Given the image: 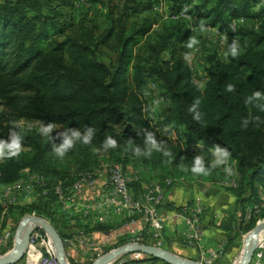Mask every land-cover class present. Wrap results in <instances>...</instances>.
Listing matches in <instances>:
<instances>
[{
    "label": "trees",
    "instance_id": "16d2710c",
    "mask_svg": "<svg viewBox=\"0 0 264 264\" xmlns=\"http://www.w3.org/2000/svg\"><path fill=\"white\" fill-rule=\"evenodd\" d=\"M88 1L106 8V27L89 18L88 11L74 17L73 0H0V139H8L14 123L24 135L21 154L0 159V186L16 183L26 167L42 174L63 171L55 168L60 163L53 151V143L61 141L44 140L39 129L21 125L23 120L54 122L61 129L53 137L66 128L82 134L85 127L96 129L90 144L77 143L67 153L71 162L65 168H93L98 156L108 153L124 167L131 165L142 177L156 180L183 176L218 183L229 178L224 165L208 176L191 172L196 156L191 146L205 147L200 155L207 164L213 160V146L219 144L227 147L229 161H234L237 185L227 189L235 192L239 203L258 202L259 189L264 192V112L245 100L255 91L264 93V0H165V11L173 14L187 5L191 17L162 19L157 26L155 17H162L153 9L154 0H123L120 5ZM239 17L245 19L236 32L241 55L231 57L229 42L201 49L206 54H201L204 81L199 84L179 45L201 21L227 33L229 21ZM151 82L162 99L154 111L145 103ZM228 84L235 85V91H226ZM196 98L203 122L195 121L189 111ZM245 119L247 127L242 125ZM144 128L165 141L173 155L155 151L150 157L134 155L137 146L145 148ZM108 136L118 146L105 151L102 142ZM44 196L45 201L8 206L7 219L16 222L14 218L24 213L49 216L44 207L56 197L51 191ZM3 209L0 204V229ZM256 216L251 214L242 231L253 227ZM93 229L103 235L110 227ZM143 257L152 264H169L152 255Z\"/></svg>",
    "mask_w": 264,
    "mask_h": 264
},
{
    "label": "built area",
    "instance_id": "2783aa9c",
    "mask_svg": "<svg viewBox=\"0 0 264 264\" xmlns=\"http://www.w3.org/2000/svg\"><path fill=\"white\" fill-rule=\"evenodd\" d=\"M154 11L161 14L163 19L166 18H189L188 6L183 5L176 13H169L162 9L161 5H154ZM244 18H234L229 21L227 33L217 28L207 27L211 34L219 37L223 42L230 44L237 40L236 32ZM227 37V40H225ZM197 50V49H196ZM195 50V52H196ZM214 159V157H213ZM27 170V168L25 169ZM31 178L36 181L42 188V193L47 194L49 191L55 195L58 205L63 208H71L79 205L82 217L94 215L97 222H105V210L121 212L124 214L120 231L109 229L104 232L102 238L95 243L89 241L90 244H83L85 248L82 254L79 253L77 247L69 248L70 254L76 258L85 257V254L93 249H101V246L112 241L115 237L127 235L128 243L147 244L146 241H153L157 247H161L163 222L159 215V207L163 202L164 190L172 183V178L165 177L163 180H151L146 186L138 192L136 196L131 192L129 186L130 181L136 178L128 175L127 171L118 163H110L97 167L83 169L75 172L68 180L57 181L51 184L49 179L42 173L29 172ZM104 176L105 182L101 192L94 193L92 198H86L83 194L84 189H93L96 187L97 180ZM226 186L236 187L235 177L229 178L223 182ZM14 184L13 187H18ZM41 193V194H42ZM259 201L253 205V211H262L264 209V193L259 191ZM202 213V207L199 203H194L191 207H184L179 210V215L186 217V223L190 229L186 234L183 233L186 240L200 244V256L204 264H212L223 250V244L215 249H209L201 245L203 240V232L199 226V220ZM263 220V219H262ZM259 221V220H258ZM9 236L8 231H3L0 235V248L4 245V240ZM126 237V236H125ZM67 242V241H66ZM87 242V241H86ZM69 245H66V247ZM26 264L29 263V252L33 250L35 253L32 264H60L55 255L52 241L48 237H44L40 233L34 232L29 237L26 246ZM142 252H129L128 260L122 264H132V259H139ZM81 255V256H80ZM131 259V260H130ZM112 262V261H111ZM69 263V262H68ZM70 264V263H69ZM110 264V263H109ZM249 264H264V235L258 241L252 262Z\"/></svg>",
    "mask_w": 264,
    "mask_h": 264
},
{
    "label": "rangeland",
    "instance_id": "374dc122",
    "mask_svg": "<svg viewBox=\"0 0 264 264\" xmlns=\"http://www.w3.org/2000/svg\"><path fill=\"white\" fill-rule=\"evenodd\" d=\"M73 1H74V4H71V10L70 11L74 17H78L79 15H82L84 12L88 11L87 13H88L89 18L99 19L100 26L102 28L106 27L107 20H106L105 15H106L107 10L103 5H101L97 2L91 3L88 0H73ZM105 1H107V0H105ZM122 1L123 0H111V4L120 5L122 3ZM154 1L165 3V0H154ZM190 17L191 16H189V18ZM161 20H162L161 18L156 16L155 21H154L155 22L154 26H157L161 22ZM197 25L198 24H195V26H194L195 28H193V30L191 29L188 37L189 36H195L197 38V40L199 41V44L196 45L194 49H188L186 47V43L188 40V38H187L186 42L180 44L179 47H180L181 55H183V52L184 53H191V59L187 60V61L189 62V64L193 68L192 72H193L195 80L198 81L199 84H202L204 80H203V76H202V72H201L202 71V67H201L202 63L200 61L202 59L201 54L203 56L206 53L205 52L200 53V50L201 49L211 50L210 48L213 47V43L219 42V44L221 45L224 42H222L220 39H214L215 36L212 35L211 31H209L208 29L206 32L201 33L200 29H199V25L198 26ZM202 45H203V47L199 48V46H202ZM195 50H196V52H195ZM104 53L107 56H110V52H108L106 49L104 50ZM150 88H151V91L146 95L147 99H145V103H146V105L149 106L150 110L154 111V110H157V108H158L157 104H160L162 102V99L160 98V89H158L156 87V83L151 82ZM19 122L21 125H24L27 127L30 126V127L37 128V129H39L40 125H41L40 122H35V121L24 122L23 120H19ZM57 129H61L59 125H56V130ZM47 138L48 137L45 136L44 140H46ZM191 149H193V148H190V151L192 152ZM200 150H201L200 148H197L198 154H201ZM55 157L57 159L56 161L58 163H60L59 164L60 166H57L55 168L57 170H58V168H60L63 171L57 175H54L53 173H49V172H46V173L43 172L44 175L49 179L51 184L56 183L57 181L68 180L75 174V172L82 169L76 165H68L65 168L64 166L71 162V161H69V156L67 154L62 159L57 157V156H55ZM110 163L120 164L127 171L128 175L130 174L132 176H135V173L137 172L136 169H133V167L129 168V167H131V165H127L129 167H127V166L124 167L120 161L113 160L111 158V155H109L108 153L100 154L97 158L96 164H94L90 167H97L100 165H105V164H110ZM227 167H230V168L232 167L231 161L228 162ZM26 168H27V170H25ZM26 168H24L22 170L21 178L16 182V184L19 185L18 187H13V185L15 183L12 185H8V186H0V204H1V206L4 207L3 213H2V215H4V217L1 216V222L3 224V227L0 229V235L2 234L3 231L9 232L8 238L6 240H4L3 247L0 248V255H3V254H5L11 250V248L13 247L14 241H15L17 228H18L20 222H22V220L25 221L26 220L25 218L28 216L40 217V218L44 219L45 221H47V223L51 224L55 228V230L57 231V233H58V235L62 241V243L64 244L63 246H64V250H65V252H64L65 259L70 264H93L95 259L102 257V256L106 255L107 253H109V252H111V251H113V250L119 248L120 246L129 242L130 238H126L124 235L117 236L112 241L109 240L107 243L102 245L101 249L97 250V249L90 248V250L87 252V254H85V257H81V258L77 257L76 258V256H73L70 254V251H69L70 245H71V247H74V248L77 247L79 253L82 254V251H83L82 249L85 248L83 245L84 243L90 244L89 241H91L92 243H95V242H97V240L99 241L102 238V235L99 232H96L97 237H95L93 235L94 234L93 231H95L94 229H93V231H89V230L85 231V230H79V229L73 231V229L75 227L74 224L77 223V225H79V222L78 221L74 222L73 220H71V218L75 217L77 215L76 218H77V220H79V213L81 211L80 206L75 205V206L71 207V209H75V210H71V209L67 210L68 208H63L60 205H58L56 200H55V202L53 201L54 203L52 202L48 207L47 206L44 207L45 209L47 208L49 210V216L37 215V214H33V213H24L23 215L16 216L14 218V219H16V222L13 220V222L11 223L10 220L7 219V218H9L7 215L8 212H6L8 209V206H11V205H15V206L22 205L23 206V205L35 203L36 201H39V200L45 201L47 199V198L45 199L44 193L41 192L42 191L41 186L31 178V175H29V172H32V173H41V172H39L38 170L31 171L28 167H26ZM85 168H88V167H85ZM64 169H66L65 172H64ZM231 169H232L231 172H227L228 174H231L229 176V178L232 177L234 174L233 173V167ZM153 174L158 175L157 172H154ZM150 178L151 177L146 175L144 177H139V180L142 179V180H144V182H147L150 180ZM229 178H227V179H229ZM152 180H156V179L154 178ZM133 182L135 184L137 183L138 185L140 184L138 181H136L134 179L130 181V184ZM130 184H129V186H130ZM131 186H132V184H131ZM85 190L86 189L83 190V193ZM49 193H50V191H49ZM87 195H88V189L86 190L85 196H87ZM48 199L50 200V198H48ZM17 210L18 209H15V211H17ZM252 211H253V209H252ZM14 213H13V215L16 214V213L15 214ZM69 213L70 214L72 213L74 215L72 217H69ZM254 213H256L257 216H256L253 227L256 225L258 220L261 221L262 219H264V209H262V211H259V212L254 211ZM9 216H10V214H9ZM88 217L93 218V220L96 221L94 215L91 214ZM10 219H12V218H10ZM27 224L29 225L30 223L28 222ZM32 224H35V223H32ZM94 227H95V224H93L91 226V228H94ZM253 227H251L247 231L243 230L242 232L239 233V239H238L239 244H238V248L236 251V260L234 261L233 264H235L236 261L238 260L240 253L242 252L243 248L245 247L246 239H247V236L249 235L248 233L251 231V229ZM34 232L40 233L44 237H48V239H50V240L52 239L51 236L47 233V231L42 226H40L39 224H35L34 226L31 227V229L27 235V239H26L27 243L29 242V237L31 238V234ZM261 234L259 235V240L264 235V234H262V235ZM244 239H245V243H244ZM27 243L25 244V247H24L20 257L13 264H26V254H27L26 246H27ZM243 244H244V246H243ZM66 245H69V246L66 247ZM256 245L257 244H255V247H256ZM253 253H254V250L251 252L249 263L252 262ZM128 254H129V252H125V253L117 255L115 258L113 257L114 259L112 257L108 258V260H109L108 264L109 263L110 264H122L124 258ZM29 255H30V253H29ZM112 256H113V254H112ZM65 259L63 258L64 261H65ZM32 260H33V258H30V256H29V262L30 263H32Z\"/></svg>",
    "mask_w": 264,
    "mask_h": 264
},
{
    "label": "crops",
    "instance_id": "0c3cea01",
    "mask_svg": "<svg viewBox=\"0 0 264 264\" xmlns=\"http://www.w3.org/2000/svg\"><path fill=\"white\" fill-rule=\"evenodd\" d=\"M156 3L163 4V9L167 8L166 1L165 3ZM191 148H193L191 150L192 152L194 151L193 153L196 155H200L197 152V148L206 150L205 147L200 144L193 145ZM231 163L232 167H234V161H231ZM136 171V178H134V180L138 181L140 186L137 183L135 184V181L131 183L132 186L130 184L132 193L135 196L141 191L142 186L145 185L144 180H139V177H142L140 170L136 169ZM232 177H234V175ZM152 179L153 178H150L149 181ZM224 181L225 180H221L218 183H212L197 177L191 179H186L183 176L172 178L171 185L164 190L163 202L158 210L163 222L162 248L183 258L203 263L201 260L202 257L199 253L200 244L189 242L185 239L183 233L186 234L190 229L186 223V217L179 215L180 209L191 207L194 203H199L202 207L199 226L204 235L201 245L209 249H215L223 244L222 252H220L219 257L212 264H231L233 262L236 258L239 233L242 232V227L248 223L251 214L254 215L252 209L255 203L252 201L239 203L235 192L229 188L227 189V187L230 186H226L223 183ZM104 182L105 178L104 176H101L97 180L96 187L88 189L87 196H85L86 189L83 193L84 196L86 198H92L94 193L101 192L104 187ZM259 191L261 190L259 189ZM73 215L74 214L69 213V217H72ZM76 216L72 217L71 220L74 222L78 221L79 225L75 223L73 231L77 229L91 231L90 228L93 224H95V226H109L112 230L120 231L122 221L125 218L123 213H117L107 209L105 210L106 220L102 223L94 221L93 218L82 217L80 213L79 220H77ZM93 235L97 237L96 232H94ZM125 236L128 238L127 235ZM149 245H152V243ZM143 254L139 259H130L132 264H152L143 257Z\"/></svg>",
    "mask_w": 264,
    "mask_h": 264
},
{
    "label": "clouds",
    "instance_id": "9594fccd",
    "mask_svg": "<svg viewBox=\"0 0 264 264\" xmlns=\"http://www.w3.org/2000/svg\"><path fill=\"white\" fill-rule=\"evenodd\" d=\"M156 5L163 4L155 3ZM163 9V8H162ZM159 13V12H158ZM161 16V14L159 13ZM163 19V18H161ZM200 32H206L207 27L204 22L201 21L199 24ZM227 40V37H225ZM199 44V41L195 36H189L186 47L188 49H194L196 45ZM229 53L231 57L238 58L241 55V46L239 41L233 40L229 45ZM185 60L191 59V53L185 54ZM226 91L233 92L235 91V85L228 84L226 86ZM201 101L199 98H196L193 101L190 112L193 113V119L197 122H203L202 113L197 111ZM246 104H252L254 107L264 112V93L260 91H255L252 95L248 96L245 100ZM248 120H244L242 125L247 127ZM19 125L13 124V126L9 129L8 139H0V159H12L14 157H18L23 150V142L24 135L21 131H18ZM30 127V126H29ZM56 130V125L54 122H49L47 124L41 123L39 131L43 136L48 137L51 141L55 139H59L61 142L59 144L53 143V151L59 158H64L66 154L72 150L77 143H82L84 145H88L92 142L93 138L96 135V129L93 127H85L83 134L80 129L75 128H66L62 132H57L56 137L52 136V133ZM144 132V150L142 151L139 146H137L133 152L137 157H150L152 153L159 152L162 153L164 157H171L173 153L168 148L167 144L163 140H158L156 137V133L153 131H149L147 128L142 129ZM118 146V142L112 136H108L102 142V148L107 151L108 149H115ZM212 155L214 159L206 164L205 157L203 155H196L193 157V164L191 167V172L195 175L208 176L211 175L212 171L218 168L221 165L225 166V170L227 172H231L232 169L227 167L229 159L231 157V152L227 149V147H221L219 144H216L212 148Z\"/></svg>",
    "mask_w": 264,
    "mask_h": 264
},
{
    "label": "water",
    "instance_id": "95a60500",
    "mask_svg": "<svg viewBox=\"0 0 264 264\" xmlns=\"http://www.w3.org/2000/svg\"><path fill=\"white\" fill-rule=\"evenodd\" d=\"M28 217L34 218L39 223V225L42 226L47 231V233L51 236V238H52L51 241H52V245L54 246L53 249H54L55 255L58 258L60 264H64V262L61 259V257L65 259V256H64L65 250H64V246H63L64 244L62 243L57 231L55 230V228L51 224L47 223V221H45L44 219H42L40 217H37V216L36 217L28 216ZM21 224H22V222H20V224L17 228L15 241H14L13 247L11 248V251L18 248L16 238H17V235H18L19 230L21 228ZM262 229H264V219L261 221H258L256 223V225L251 229V231L248 234H250L252 237H255V234H257V232L261 231ZM28 233H27V235H28ZM27 235H26V237H27ZM54 243H56V244H54ZM244 243H245V239H244ZM243 246H244V244H243ZM24 247H25V245L22 248L19 247L20 248V250H19L20 254L15 259H8L5 255L6 253L3 255H0V264H13L20 257ZM253 247L249 252L248 260L245 264H249L251 252L255 249V244L253 245ZM135 251L155 256L161 260L168 262L169 264H204V263H201V262L196 261V260H190V259L183 258V257H181L175 253H172L171 251H168L162 247H157L155 245H149V244H139V243H126V244L120 246L119 248L107 253L106 255L95 259L93 264H96L97 262H100L103 259L110 258L112 256V254H113L112 258L113 257L115 258L119 254H122L125 252H135ZM127 260H128V255L124 258L123 262L127 261ZM235 260H236V258L233 260V262L231 264H233ZM65 261H66V259H65ZM66 262H67V264H69L68 261H66Z\"/></svg>",
    "mask_w": 264,
    "mask_h": 264
},
{
    "label": "bare ground",
    "instance_id": "6f19581e",
    "mask_svg": "<svg viewBox=\"0 0 264 264\" xmlns=\"http://www.w3.org/2000/svg\"><path fill=\"white\" fill-rule=\"evenodd\" d=\"M26 220L23 222L22 221V224H21V228L19 230V233L17 235V249L15 250H10L8 251L5 255L8 259H15L18 257V255L20 254V248L19 247H23L27 241H26V235L27 233L30 231L31 227L34 226L35 224H39L34 218L32 217H27L25 218ZM30 223L29 225L27 223ZM24 223V224H23ZM32 223H35V224H32ZM264 232V229H262L261 231L257 232V234H255V237H252L250 234L247 236V239H246V244H245V247L243 248L242 252L240 253V256L238 258V260L236 261L235 264H245L248 260V256H249V252L250 250L252 249L253 245L254 244H257L258 240H259V235ZM261 234V235H262ZM56 244V243H54ZM54 248V246H53ZM34 251L33 250H30V258H33L34 259V256H35V253H33ZM112 257V256H111ZM110 257V258H111ZM62 261L64 262V264H67L63 258L61 257ZM109 260L108 258L103 259L101 260L100 262H97L96 264H108ZM30 263V262H29ZM32 264V263H30Z\"/></svg>",
    "mask_w": 264,
    "mask_h": 264
}]
</instances>
